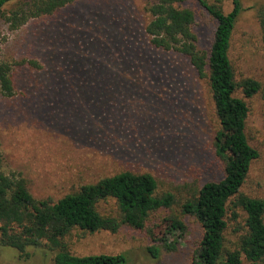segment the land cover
<instances>
[{"label": "rangeland", "instance_id": "1", "mask_svg": "<svg viewBox=\"0 0 264 264\" xmlns=\"http://www.w3.org/2000/svg\"><path fill=\"white\" fill-rule=\"evenodd\" d=\"M151 1L109 0L104 5L125 9L132 23H137L135 31L124 39L129 47L121 54L122 67L110 60V51L118 48L115 44L93 55L90 49L78 47L76 39L68 41L66 31L76 29L70 10L69 15L62 10L51 17L30 19L13 30L7 17L17 0L2 7L0 61L11 64L14 92L8 97L0 95L1 169L6 174L21 175L33 197L54 201L81 184L122 170L149 172L157 182L156 194L169 192L174 196L171 208L150 212L141 229L122 225L114 233H90L74 228L65 238L68 250L75 255L123 253L126 264H191L202 228L194 216L179 213V204L191 199L192 191L204 182L222 177L212 145L218 125L207 80L198 79L185 59L149 47L140 25L148 20L145 6ZM240 2L242 10L229 47L235 80L250 77L263 83L264 49L258 12L264 8V0ZM223 9L231 10L228 0L223 1ZM199 16L197 10L193 30L199 47L208 48L214 22ZM91 57L106 74L128 69L127 74L133 75L121 79L123 84L117 87L112 86L117 83L109 85L112 102L100 94L84 98L66 83L70 72L78 76L85 68H95ZM145 57L150 68L140 64ZM134 76L142 77V81ZM234 95L243 97L240 88ZM244 100L249 109L247 139L259 156L252 161L241 191L264 199V98L255 94ZM74 123L76 128L85 126L83 136L71 133ZM97 210L103 216H117L112 199L100 202ZM237 213L236 220L230 211L226 218L224 236L229 249L235 247L242 232H235L244 220V213L239 209ZM170 214L179 216L184 225L182 231L167 235L168 242L175 245L173 250L165 249L160 241ZM149 247L157 249V256ZM48 252L45 247L29 248L28 255L19 256L10 249H0V264H54ZM241 259V264H252L243 256Z\"/></svg>", "mask_w": 264, "mask_h": 264}, {"label": "trees", "instance_id": "2", "mask_svg": "<svg viewBox=\"0 0 264 264\" xmlns=\"http://www.w3.org/2000/svg\"><path fill=\"white\" fill-rule=\"evenodd\" d=\"M11 1L0 0V10ZM107 1L17 0L7 21L9 27L15 30L30 19L51 17L62 10L69 15L70 10L76 29L66 31L68 41L71 43L72 39H76L80 43H77L78 47L90 49L93 55L108 51L115 44L118 48L110 51V60L115 66L122 67L121 54L129 47L124 39L135 31L137 23H132L125 9L104 6ZM223 1L152 0L145 6L148 20L140 27L151 49L185 59L198 79L207 80L218 125L212 145L221 165L222 177L204 182L192 191L191 199L179 204V213L194 216L202 228L191 264H241L242 256L252 264H264V199L241 191L252 161L259 156L257 149L247 139L249 109L244 98H251L255 94L264 98V82L250 77L235 80L229 47L242 6L240 0H228L231 10L225 12ZM190 3L198 7L190 6ZM197 10L200 11V19L214 22L208 48L199 47L193 30ZM86 22L88 25L84 30L82 27ZM258 26L264 49V8L259 9ZM107 28V31L104 30ZM95 59L91 57V61L95 62L94 69L85 68L78 76L72 71L67 75L66 83L74 86L84 98L100 94L112 102L114 99L109 85L113 82L117 84L112 86L117 87L123 84L121 79L127 76L133 78V75L127 74L128 69L106 74ZM140 64L150 68L147 57L142 58ZM11 71L10 63L0 61L2 96H12L14 92ZM120 74H125L124 78ZM134 77L142 81V77ZM237 88L241 89L243 97L234 95ZM91 106L96 109L93 103ZM84 121L89 125V121ZM76 126L77 123L71 126V133L83 136L85 126ZM1 165L0 154V249H10L19 256H26L29 248L45 247L54 264H126L123 253L75 255L68 250L65 238L74 228L90 233L101 230L114 233L122 225L141 229L150 212L171 208L175 203L174 196L169 192L156 194L157 182L149 172L131 170H122L95 182L81 184L55 201L51 198L37 199L31 195L21 175L4 173ZM108 199L114 200L117 216H103L97 210L98 204ZM237 209L244 213V220L242 227L235 229V232H242L235 247L229 249L224 236L226 218L230 211L236 220ZM168 222L167 231L160 241L165 249L173 250L175 245L168 242L167 235L182 231L184 225L176 214H170ZM148 249L154 257L157 256V249Z\"/></svg>", "mask_w": 264, "mask_h": 264}]
</instances>
